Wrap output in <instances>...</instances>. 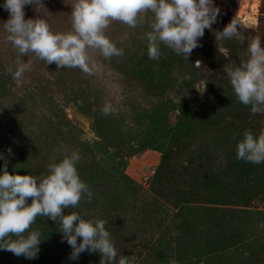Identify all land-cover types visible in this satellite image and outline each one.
<instances>
[{
    "label": "rangeland",
    "instance_id": "374dc122",
    "mask_svg": "<svg viewBox=\"0 0 264 264\" xmlns=\"http://www.w3.org/2000/svg\"><path fill=\"white\" fill-rule=\"evenodd\" d=\"M4 3L0 175L6 162L11 174L47 175L53 157L59 162L78 150V172L93 195L64 213L106 220L115 264L121 256L135 264H264V163L237 159L244 132L258 137L264 130V113L239 102L223 67L246 60L252 38L264 42V0H213L217 20L188 60L163 44L159 60L149 58L147 39H138L151 30L148 13V23L136 28L110 24L106 34L123 55L94 53L96 74L58 69L30 53L31 70L19 85L7 69L29 56H18L6 38ZM74 3L43 0L41 13L27 5L25 19L41 16L53 31L67 32ZM234 18L244 43L225 40L220 50L216 32ZM106 102L113 108L108 115L102 113ZM59 227L37 217L32 229L44 238L38 258L0 249V264H100L98 251L70 259Z\"/></svg>",
    "mask_w": 264,
    "mask_h": 264
},
{
    "label": "clouds",
    "instance_id": "9594fccd",
    "mask_svg": "<svg viewBox=\"0 0 264 264\" xmlns=\"http://www.w3.org/2000/svg\"><path fill=\"white\" fill-rule=\"evenodd\" d=\"M27 5H33L38 13L44 7L43 0H5L3 5L10 16L2 25L18 56L32 53L47 65L54 62L58 69L79 68L87 75H94L100 69L94 53L105 59L123 55V49L106 34L113 22L136 28L148 23L146 16L151 13L153 19L148 23L151 30L138 37L141 41L147 39L149 58L159 60L163 44L188 60L200 46L198 39L203 37L206 28L211 29L220 12L213 0H75L72 30L56 32L41 16L25 19ZM238 25L242 27L234 18L223 31L216 32L220 50L225 40L235 38L244 43ZM31 59L30 56L27 62L18 59L14 68L7 69L17 85L31 70ZM200 64L199 60L195 62L197 67ZM223 67L239 102L250 106L253 114L264 113V42L261 38L256 36L250 40L246 60ZM112 110V105L106 102L102 113L108 115ZM237 159L264 163V130L258 137L251 131L244 132L237 145ZM80 160L78 150L63 155L59 162L53 157L48 174L39 176L11 174L5 163L0 175V249L27 259L38 258L44 238L32 225L37 217H44L59 222L62 239L72 248L70 259H79L85 251H98L102 256L100 264H115L118 252L106 229L108 222L100 218L86 219L75 211L64 213L65 208H76L85 196L89 202L92 199L88 184L78 172ZM78 238H82L79 243ZM118 264H135V258L121 256ZM171 264L177 262L172 260Z\"/></svg>",
    "mask_w": 264,
    "mask_h": 264
}]
</instances>
